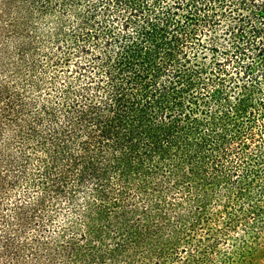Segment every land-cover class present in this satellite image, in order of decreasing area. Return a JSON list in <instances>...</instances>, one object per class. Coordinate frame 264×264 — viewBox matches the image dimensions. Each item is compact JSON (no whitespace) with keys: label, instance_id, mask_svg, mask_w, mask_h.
Wrapping results in <instances>:
<instances>
[{"label":"trees","instance_id":"16d2710c","mask_svg":"<svg viewBox=\"0 0 264 264\" xmlns=\"http://www.w3.org/2000/svg\"><path fill=\"white\" fill-rule=\"evenodd\" d=\"M63 34L87 55L57 87ZM263 251L264 0H0V264Z\"/></svg>","mask_w":264,"mask_h":264},{"label":"rangeland","instance_id":"374dc122","mask_svg":"<svg viewBox=\"0 0 264 264\" xmlns=\"http://www.w3.org/2000/svg\"><path fill=\"white\" fill-rule=\"evenodd\" d=\"M258 3L261 2V0H257ZM230 20V19H229ZM73 21V20H72ZM229 22V21H228ZM70 23H66V27L69 26ZM224 26H220L217 28V31L215 32L216 35H218L221 39L220 42H223V39L225 37L224 35ZM69 31H67L68 33ZM51 34V33H49ZM52 35V34H51ZM61 37H59V39L57 37H51L50 35H46V44L40 46V48L42 47V49H39V53H38V59H39V72H41V70L44 71L45 76L47 78H50L52 76L57 77V83L56 86H63L65 85V82L68 81L69 79H73L74 76H76L78 73H76V71L74 69H76V66L80 61H82V63L85 61V57L87 54H82L79 52V47L82 45V42H77V43H72V41L75 42V40L73 39L74 37L70 36L69 34H63L60 35ZM228 40V38H227ZM227 42V41H226ZM223 44V45H224ZM221 49H223L221 47ZM72 51V52H70ZM249 53V52H248ZM70 55V56H68ZM224 56L222 54H218L215 56L214 59H216L217 61H221L224 62ZM69 58L68 62L65 64H62L60 66L56 65V63H58V61H61V59L63 60L64 58ZM207 65L208 67L212 66V60H213V56L211 53H209V55H207L206 58L202 59ZM225 67H227L228 69L231 68V66L229 64H227ZM43 68V69H42ZM52 79V78H51ZM50 81V80H48ZM49 87H51V85H47ZM48 87H45V89H47ZM30 194H26L25 199H29ZM22 200V186L17 187V189L11 194L10 199L12 201V203L16 200ZM58 218L60 219V215H57ZM38 231L36 230H32L30 232V236L32 237L33 235H37ZM4 264V263H3ZM244 264H248L247 262ZM255 264H264V251L261 252L257 259H256V263Z\"/></svg>","mask_w":264,"mask_h":264}]
</instances>
